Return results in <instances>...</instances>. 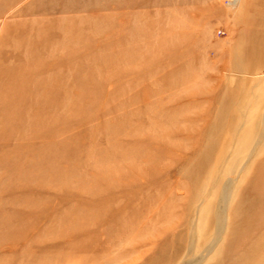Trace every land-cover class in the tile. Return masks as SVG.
Here are the masks:
<instances>
[{"label": "rangeland", "instance_id": "obj_1", "mask_svg": "<svg viewBox=\"0 0 264 264\" xmlns=\"http://www.w3.org/2000/svg\"><path fill=\"white\" fill-rule=\"evenodd\" d=\"M228 1L0 0V264H178L215 217L199 264H264V0Z\"/></svg>", "mask_w": 264, "mask_h": 264}, {"label": "bare ground", "instance_id": "obj_2", "mask_svg": "<svg viewBox=\"0 0 264 264\" xmlns=\"http://www.w3.org/2000/svg\"><path fill=\"white\" fill-rule=\"evenodd\" d=\"M240 1L241 0H230V1H228V4H232V5H235V4H238V3H240ZM237 6V5H236ZM2 95V94H1ZM66 98V97H65ZM70 98L68 97V98H66L65 100L66 101H68ZM13 101H16V100H13ZM11 102V104H9L10 105V108L12 107V103H14V102ZM17 101H20V97L19 98H17ZM56 103H59V104H61V101L59 102H55L53 105L54 106H56L55 104ZM50 105H51V103H50ZM58 105V104H57ZM53 106V109L55 108ZM46 105H44V109H42V113L43 114H47L48 115V110H49V108H50V106H47L46 108ZM52 112H53V110H52ZM47 117V116H46ZM46 117H44L43 118V120H42V125L46 122L45 121V119H46ZM53 120L55 119V118H52ZM264 120V115H263V117H262V120L261 121H263ZM214 122V121H213ZM213 124V123H212ZM199 156V155H198ZM62 186V185H61ZM231 186H226L225 188H224V196H223V203H225V202H227V201H229L230 200V197H231ZM224 205V204H223ZM197 220H198V223H199V225H198V223H193V225H192V227H191V229H189V231L190 230H193L194 231V229H195V227H196V225H197V227L198 228H201V230L203 231V232H206V229L208 228V224H209V218L207 217V216H204V215H202L201 217H199V218H196ZM193 221V220H192ZM195 222H196V220H195ZM211 223H213L214 224V231H213V233H212V238L210 239V241L207 243V244H205L204 245V248H202L203 250H202V252L199 254V255H194L193 253L194 252H192V249L191 248H194L193 246V244H195L194 242H195V240H196V238L195 237H193V234H192V242L190 243V245H189V249L186 251V253L183 255V257L179 260V262H178V264H199V263H201V261H202V258H203V256H204V254L207 252V251H210L212 248H213V246L216 244V242H217V240H218V238H219V234H220V230L223 232L224 231V228L222 227V222L221 223H219L218 222V218H214V220H212L211 221ZM226 223V222H225ZM224 223V224H225ZM192 231V232H193ZM191 232V231H190ZM190 234V233H189ZM191 236V235H190ZM197 237V236H196ZM211 237V236H210ZM207 240V239H206ZM190 242V241H189ZM188 242V243H189ZM197 243V242H196ZM202 243V242H201ZM185 248V247H184ZM194 250V249H193ZM213 250V249H212ZM168 256V255H167ZM161 259V258H160ZM159 259V260H160ZM158 261V260H157ZM161 261V260H160ZM153 264V263H152Z\"/></svg>", "mask_w": 264, "mask_h": 264}]
</instances>
